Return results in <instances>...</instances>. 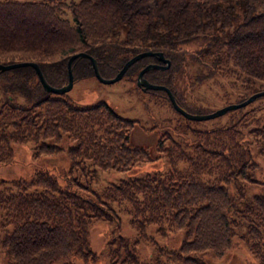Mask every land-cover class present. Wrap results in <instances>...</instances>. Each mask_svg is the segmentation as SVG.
<instances>
[{
	"label": "trees",
	"instance_id": "16d2710c",
	"mask_svg": "<svg viewBox=\"0 0 264 264\" xmlns=\"http://www.w3.org/2000/svg\"><path fill=\"white\" fill-rule=\"evenodd\" d=\"M146 49L163 51L171 63L144 77L166 84L180 105L199 112L175 81L188 60L208 67L199 79H264V0H0V62L37 61L52 85L67 82L74 52L92 54L100 73L112 77ZM149 62L161 63L154 55L141 57L123 76L137 81ZM73 72L74 80L95 75L89 57H76ZM146 91L171 103L163 89ZM65 93L46 90L31 65L0 71V162L15 159V143L33 142L37 153L54 154L64 150L65 138L71 141L64 173L42 165L29 178L0 179V222L10 225L1 239L7 264H56L65 257L96 262L90 225L96 218L120 220L122 208L139 236L150 225L162 237L182 233L177 247L157 243L148 264H211L204 254H224L236 235L264 264V191L248 197L246 188V182H264L255 157H264V103L250 109L249 127L240 118L196 127L174 108L177 117L161 127L153 153L131 143L135 118L105 100L80 105ZM244 132L252 139H242ZM157 158L162 168L92 185L99 170L129 171ZM233 181L239 183L230 189ZM137 241L111 234L105 264H141Z\"/></svg>",
	"mask_w": 264,
	"mask_h": 264
},
{
	"label": "rangeland",
	"instance_id": "374dc122",
	"mask_svg": "<svg viewBox=\"0 0 264 264\" xmlns=\"http://www.w3.org/2000/svg\"><path fill=\"white\" fill-rule=\"evenodd\" d=\"M29 1H49L54 0H29ZM72 1V0H66ZM66 15H70L69 12ZM124 24V22H122ZM126 27H121L122 31ZM124 33L122 32V36ZM208 72V67L188 60L184 66L176 73L175 81L184 92L188 101L194 104L200 113L214 111L228 103L238 102L243 95L258 89H264V79L248 77L243 81L231 82L228 78L221 76H205L201 79L199 75ZM256 90V91H258ZM255 92V91H254ZM65 95L70 97L75 103L80 105H89L98 100L109 102L121 115L135 118L137 120L132 132L131 143L147 146L153 153H156L155 144L158 137L162 134L163 125H166L170 119L177 117L174 107L167 98L160 94L142 90L137 87V82L132 78L122 76L113 82H103L95 75H90L74 80L71 89L66 91ZM16 100L25 103L23 95L15 93ZM4 100V98H3ZM264 103V94L258 96L246 105L229 109L226 112L203 120H194V125L201 128H211L218 125H225L231 119H239L240 124L247 122L249 126L254 125L250 119L252 116V107ZM242 139H252V133L244 132ZM52 140V139H49ZM71 143L65 138L62 144L64 150L54 154L37 153L33 142L15 143L14 160L11 162H0V179L11 180L19 177H30L38 166H57L61 173H64L70 165V156L67 148ZM255 145L254 152H260L259 142L252 141ZM258 159L256 167V176L264 175V157L255 156ZM164 165L162 158L154 161H148L134 166L129 171L116 169L99 170L98 179L92 185L102 187L110 181H118L120 178L142 175L146 171L162 168ZM239 181L229 183L230 189ZM96 184V185H95ZM248 187L247 196L264 191V182H246ZM120 220L96 218L90 225L89 246L98 253L96 262H87L81 257L75 259L73 263L68 258L59 260L56 264H105L107 258L108 239L111 234L121 232L130 237H138L139 256L141 264L152 262V258L157 251V243L167 244L168 246H179L182 233L174 231L162 237L155 231L154 225L147 229L146 236H139L137 229L130 222V215L125 208L118 210ZM1 219V218H0ZM1 221V220H0ZM10 225H2L0 222V264H7L6 254L1 243L3 235L9 230ZM234 245L224 254L216 255L212 252L204 254L205 259L211 264H259L257 256L239 240L237 235L234 238ZM88 246L85 247V250Z\"/></svg>",
	"mask_w": 264,
	"mask_h": 264
},
{
	"label": "water",
	"instance_id": "95a60500",
	"mask_svg": "<svg viewBox=\"0 0 264 264\" xmlns=\"http://www.w3.org/2000/svg\"><path fill=\"white\" fill-rule=\"evenodd\" d=\"M147 55H154L157 57V59H159L160 61H162V63L160 62H149L146 65H144L140 71L138 72L137 75V85L140 86L143 90H148V89H163L167 92V95L173 105V107L180 112L181 114H183L185 117L189 118V119H197V120H203V119H208V118H212L215 116H218L224 112H226L229 109H233V108H237L243 105H246L247 103L251 102L252 100H254L255 98H257L258 96H261L264 94V89L263 90H258L255 91L253 93H251L250 95H248L245 99L235 102V103H228L214 111L211 112H192L189 111L188 109H186L185 107H183L182 105H180V103L177 101L173 91L170 89L169 86H167L166 84L163 83H154L149 81L146 77H144V72L152 69V68H159V69H164L169 67L170 65V59L165 57L163 51L161 50H152V49H146V50H142L139 51L137 53H135L134 55H132L129 59H127L124 64L122 65V67L117 71V73L112 76V77H104L99 70L98 67V62L96 57H94L92 54L86 52V51H77L74 52L70 55L69 59H68V63H67V70H68V80L66 83H64L63 85L60 86H55L52 85L51 83H49L45 76L44 73L40 67V65L38 64L37 61L34 60H22V61H13V62H9V63H3L0 62V71L2 70H7V69H11L14 67H18V66H25V65H31L36 69V72L39 76L40 81L42 82L44 88L48 91H54V92H66L69 89L72 88L73 83H74V72H73V60L76 57H89L92 61V65H93V69H94V73L95 76L103 81V82H113L115 80L120 79L124 73L126 72L127 68L133 63L135 62L137 59L147 56Z\"/></svg>",
	"mask_w": 264,
	"mask_h": 264
}]
</instances>
